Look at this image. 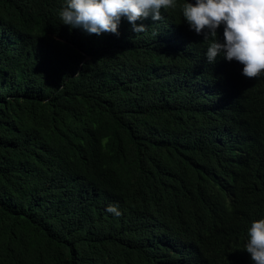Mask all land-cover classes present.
I'll return each instance as SVG.
<instances>
[{
	"label": "trees",
	"instance_id": "16d2710c",
	"mask_svg": "<svg viewBox=\"0 0 264 264\" xmlns=\"http://www.w3.org/2000/svg\"><path fill=\"white\" fill-rule=\"evenodd\" d=\"M63 3L0 0V264H253L264 77L179 8L88 35Z\"/></svg>",
	"mask_w": 264,
	"mask_h": 264
},
{
	"label": "clouds",
	"instance_id": "9594fccd",
	"mask_svg": "<svg viewBox=\"0 0 264 264\" xmlns=\"http://www.w3.org/2000/svg\"><path fill=\"white\" fill-rule=\"evenodd\" d=\"M179 8L189 29L203 35L209 64L218 56L241 64L247 79L264 77V0H64L59 17L64 25L80 28L88 35L115 34L122 18L132 31H146L144 24L163 19L161 12ZM223 27V41L217 29ZM119 215L115 206L107 209ZM246 251L253 264H264V218L253 220L247 229Z\"/></svg>",
	"mask_w": 264,
	"mask_h": 264
}]
</instances>
